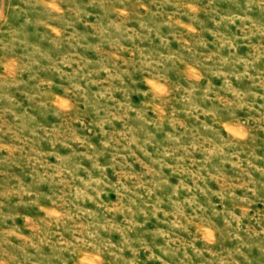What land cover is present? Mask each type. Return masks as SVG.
Segmentation results:
<instances>
[{"label":"rangeland","instance_id":"1","mask_svg":"<svg viewBox=\"0 0 264 264\" xmlns=\"http://www.w3.org/2000/svg\"><path fill=\"white\" fill-rule=\"evenodd\" d=\"M0 264H264V0H0Z\"/></svg>","mask_w":264,"mask_h":264}]
</instances>
